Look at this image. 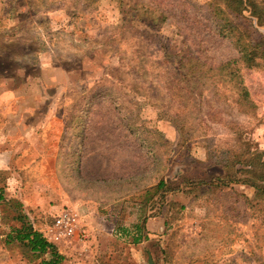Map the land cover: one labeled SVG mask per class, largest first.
Listing matches in <instances>:
<instances>
[{
  "label": "rangeland",
  "instance_id": "rangeland-1",
  "mask_svg": "<svg viewBox=\"0 0 264 264\" xmlns=\"http://www.w3.org/2000/svg\"><path fill=\"white\" fill-rule=\"evenodd\" d=\"M225 6L0 0V264L51 259L16 239L23 224L61 264H131L136 232L146 253L153 245V264H264V197L203 181L226 151L264 153V59L241 64L249 107L237 103L235 80L175 81L181 61L206 72L239 59L226 20L243 41L264 42L250 12L229 16ZM187 187L193 206L169 202ZM63 210L77 214V229L57 239L48 230ZM159 213L165 229L152 239L146 224Z\"/></svg>",
  "mask_w": 264,
  "mask_h": 264
},
{
  "label": "trees",
  "instance_id": "trees-1",
  "mask_svg": "<svg viewBox=\"0 0 264 264\" xmlns=\"http://www.w3.org/2000/svg\"><path fill=\"white\" fill-rule=\"evenodd\" d=\"M227 6H225L224 11H226L229 16L235 15V13L242 14L245 11L251 13L253 21L250 22V28L255 32L259 25H264V15H261L256 11L257 9H262L264 4H258L254 0H226ZM225 27H229V37L233 39L234 45L239 51V59L230 60L222 65L212 66L208 70L201 71L196 70L194 66L187 71L184 70L182 63L177 62V67L174 68L176 72L175 81L179 82L178 76H184L187 78L188 82L194 80L195 78H205L218 76L221 80L234 81L238 90L237 103L241 106H251L250 93L246 86L243 84V79L240 73L241 64L247 65V67H254L257 62L264 59V42L259 41L260 38L255 37L249 42L243 41L242 34L240 32L241 26L235 24L234 21L226 20ZM243 29V28H242ZM184 52V51H183ZM190 63V62H189ZM176 89V88H172ZM177 94H183L184 89L177 86ZM225 158L217 157L211 161L213 164H221L227 168V173L224 177H218L211 182V186L218 188L228 187L233 184L249 185L256 189V197H264V153L258 151H252L249 149L241 151H226ZM209 159V155H208ZM245 174V175H244ZM248 177L246 180H241L240 177ZM245 179V178H243ZM163 184L160 183L158 187ZM178 190V189H177ZM176 191V190H175ZM247 200V199H246ZM248 201V200H247ZM256 203H252L251 207L255 208ZM16 239L23 243L27 249L32 253L37 255H45L49 253L51 259L44 262V264H61L62 257L57 253L54 245L49 243L39 232L33 230L32 226L29 224H23L20 230H17ZM141 239L134 238V242H139Z\"/></svg>",
  "mask_w": 264,
  "mask_h": 264
},
{
  "label": "crops",
  "instance_id": "crops-1",
  "mask_svg": "<svg viewBox=\"0 0 264 264\" xmlns=\"http://www.w3.org/2000/svg\"><path fill=\"white\" fill-rule=\"evenodd\" d=\"M208 168H206V173L205 176H207V178H204L203 176V181L207 182V186L208 188L211 187V185L209 184V181H213L218 177H224L225 174L227 173V168L224 165L221 164H214L212 166H207ZM190 181H200V180H190ZM205 186V185H204ZM245 186V185H243ZM186 189H190L187 190ZM203 193V192H202ZM195 193H193L192 188L187 187L185 189L182 190H176L174 192H172V194H170L169 196V202L170 200L173 199V201H177L179 204L184 205L185 208H189V206H193L191 203H194V197ZM171 197V198H170ZM201 196H199L200 198ZM199 206V205H198ZM200 207V206H199ZM201 208V207H200ZM169 209V207H168ZM165 221H166V215H160V213L158 215H153L151 218H149L147 224H146V228H147V235L150 236L152 239H154L155 237L160 236L161 231H164L165 229ZM221 223H225V224H230L232 225L231 222L223 220L221 221ZM230 230H228L229 233ZM118 234L120 236H127V231L126 230H122L120 233L118 232ZM135 238H139L138 237V232H136ZM151 239V241H153ZM143 239H141L139 242H134L132 245V249L135 251L133 258H131V264L133 262V264H142L144 263V261H146V256L148 257V260L151 259V257L154 259L155 261V252H154V248L153 245H151L149 247L150 252L145 251V249L148 247L146 243H143L142 241Z\"/></svg>",
  "mask_w": 264,
  "mask_h": 264
},
{
  "label": "built area",
  "instance_id": "built-area-1",
  "mask_svg": "<svg viewBox=\"0 0 264 264\" xmlns=\"http://www.w3.org/2000/svg\"><path fill=\"white\" fill-rule=\"evenodd\" d=\"M77 224V214L70 210H63L55 218L54 227L48 231L57 239L70 238L75 233Z\"/></svg>",
  "mask_w": 264,
  "mask_h": 264
},
{
  "label": "water",
  "instance_id": "water-1",
  "mask_svg": "<svg viewBox=\"0 0 264 264\" xmlns=\"http://www.w3.org/2000/svg\"><path fill=\"white\" fill-rule=\"evenodd\" d=\"M149 264H153V260L152 259L149 260Z\"/></svg>",
  "mask_w": 264,
  "mask_h": 264
}]
</instances>
